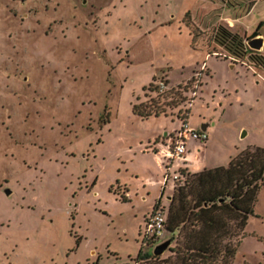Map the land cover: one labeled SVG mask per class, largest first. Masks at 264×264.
Segmentation results:
<instances>
[{
  "label": "rangeland",
  "instance_id": "rangeland-1",
  "mask_svg": "<svg viewBox=\"0 0 264 264\" xmlns=\"http://www.w3.org/2000/svg\"><path fill=\"white\" fill-rule=\"evenodd\" d=\"M221 27L264 38V0H0V264H192L175 242L143 259L172 237L144 243L175 173L205 165L166 155L205 142L184 138L185 111L209 124L211 165L264 147V69L230 57ZM194 77L192 103L173 106ZM152 101L166 113H133ZM244 234L232 264H264V187Z\"/></svg>",
  "mask_w": 264,
  "mask_h": 264
},
{
  "label": "trees",
  "instance_id": "trees-1",
  "mask_svg": "<svg viewBox=\"0 0 264 264\" xmlns=\"http://www.w3.org/2000/svg\"><path fill=\"white\" fill-rule=\"evenodd\" d=\"M261 27L262 24L258 28ZM257 36L258 31H255L252 38ZM216 38L230 57L241 61L247 58L264 69V55L250 49L238 34L221 27ZM196 82L194 77L185 86L170 89L166 96L172 98V105L192 103L185 93L193 91ZM168 84L166 81L165 85ZM150 88L157 93L160 90L154 83ZM132 110L141 119L166 113L156 101L150 105H134ZM189 115L190 109L185 111L184 126L188 124ZM179 174L176 181L179 184L165 208V234H171L176 243L172 253L192 264H232L249 219L255 216V204L264 187V147L249 146L231 157L226 166L205 168L195 173L182 169ZM121 201L128 202L129 199L122 195ZM152 245L153 241L146 242V246ZM149 258L160 257L150 255L143 259Z\"/></svg>",
  "mask_w": 264,
  "mask_h": 264
},
{
  "label": "built area",
  "instance_id": "built-area-1",
  "mask_svg": "<svg viewBox=\"0 0 264 264\" xmlns=\"http://www.w3.org/2000/svg\"><path fill=\"white\" fill-rule=\"evenodd\" d=\"M160 90H164L165 88H168L167 85L162 84L159 85ZM192 105V104H191ZM187 125H183L182 123V129L184 138L189 140L190 138H194L196 141H207L208 135L204 131H197L193 130L192 128L187 127ZM182 134V135H183ZM180 135V136H182ZM187 153H188V143L187 141L181 140L178 142V144L175 146L174 150H171V145L168 146V150L166 152V155L169 158H175L176 160H181L182 162H187ZM180 178V174L175 173L174 175V182L178 181ZM170 177L166 174L165 182L169 181ZM146 230H145V245L146 242L149 241H155L157 242L154 244L155 246L163 241L165 237V222H166V216H165V208L159 207L155 212H152L150 217L146 219Z\"/></svg>",
  "mask_w": 264,
  "mask_h": 264
},
{
  "label": "crops",
  "instance_id": "crops-1",
  "mask_svg": "<svg viewBox=\"0 0 264 264\" xmlns=\"http://www.w3.org/2000/svg\"><path fill=\"white\" fill-rule=\"evenodd\" d=\"M235 65H239V64H235ZM240 66H244V65L240 64ZM245 67L248 70L249 69H252V71L254 73H259L260 72L257 68H255L253 66H247L246 65ZM261 77L263 78V76H261ZM257 83H259V82H257ZM212 125H214V123ZM190 128H192V127H190ZM192 129H194V128H192ZM207 131L208 130H206L204 132L207 133ZM210 143H211L210 142V138L208 136L207 141H205L203 143V146H200L201 149L199 148V146H197V152L196 151L195 152H192L191 150L189 151V147H188V153L186 155L187 156L186 166H188L192 170V168H193V163L192 162L196 161V159H198L200 155L204 156V163H205V165L203 167H201L200 169L196 170L195 172L202 171L205 168H214V167L220 166L219 164H215V165H213V164L211 165L210 164L214 160V157H209V153L205 151V147L207 148V145H209ZM188 145H189V141H188ZM239 151L240 150H235V152H233V154L229 156V158L227 159L226 163L224 165H221V166H226L229 163L231 157L235 156Z\"/></svg>",
  "mask_w": 264,
  "mask_h": 264
},
{
  "label": "water",
  "instance_id": "water-1",
  "mask_svg": "<svg viewBox=\"0 0 264 264\" xmlns=\"http://www.w3.org/2000/svg\"><path fill=\"white\" fill-rule=\"evenodd\" d=\"M248 46L252 50L261 51L264 47V38L262 36H257V37L251 38V40L248 41ZM208 126H209L208 124L203 125L202 131H206ZM5 193H6V195L10 196L12 194V191L7 189V190H5ZM172 242H173L172 239H170L168 241H165V242L157 245L153 251L154 256H156V257L162 256L166 251H168V249L172 245Z\"/></svg>",
  "mask_w": 264,
  "mask_h": 264
},
{
  "label": "flooded vegetation",
  "instance_id": "flooded-vegetation-1",
  "mask_svg": "<svg viewBox=\"0 0 264 264\" xmlns=\"http://www.w3.org/2000/svg\"><path fill=\"white\" fill-rule=\"evenodd\" d=\"M258 36H260V34H259V33H258ZM252 37H253V34H252ZM252 37H251V38H252ZM6 190H7V189H6ZM9 190H10V189H9Z\"/></svg>",
  "mask_w": 264,
  "mask_h": 264
}]
</instances>
